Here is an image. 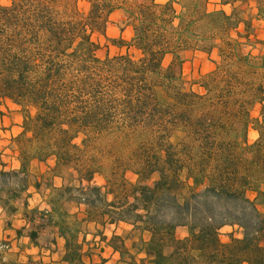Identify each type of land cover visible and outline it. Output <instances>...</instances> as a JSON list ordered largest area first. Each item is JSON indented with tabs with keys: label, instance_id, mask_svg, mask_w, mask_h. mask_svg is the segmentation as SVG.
Instances as JSON below:
<instances>
[{
	"label": "trees",
	"instance_id": "1",
	"mask_svg": "<svg viewBox=\"0 0 264 264\" xmlns=\"http://www.w3.org/2000/svg\"><path fill=\"white\" fill-rule=\"evenodd\" d=\"M84 1L86 13L78 0L0 4V97L22 113L20 167H0V205L13 212L30 162L54 158L52 175L64 182L53 188L51 210H33L29 219L38 215L36 227H56L67 263L107 264L83 250L80 225L87 221L125 222L140 233L131 254L120 236L107 240L128 255L127 264H264V66L259 80L255 56L239 40L247 35L236 31L250 22L229 0L220 2L229 13L210 9L209 0ZM252 1L264 17V0ZM115 10L132 28L129 40L106 34ZM97 37L127 51L101 58ZM197 48L218 55L202 79L203 94L181 86L180 52ZM250 127L258 132L252 143ZM175 132L181 137L173 142ZM105 136L136 144L131 158L115 165L133 171L134 183L122 172L93 183L102 173L98 142ZM64 168L75 174L64 176ZM67 201L83 206V218L63 208ZM223 226L239 236L223 242ZM178 228L184 236H176ZM28 236L36 241L37 229Z\"/></svg>",
	"mask_w": 264,
	"mask_h": 264
},
{
	"label": "rangeland",
	"instance_id": "2",
	"mask_svg": "<svg viewBox=\"0 0 264 264\" xmlns=\"http://www.w3.org/2000/svg\"><path fill=\"white\" fill-rule=\"evenodd\" d=\"M158 2H164L162 0H156ZM231 4L235 6L237 9L238 15L250 22V26L247 28V31L244 29L243 24H239L236 28V31L242 32L247 35V38H240V42L243 43L242 51L249 52L253 56H255L254 61L257 62V71L259 72V80H260V66H264V17H259L256 15V3L252 0H229ZM221 0H209V8H223L227 13L231 11V6L229 4L225 6H221ZM0 4L7 5L9 4V0H0ZM78 8L81 12L86 13L88 10V4L84 0H78L77 2ZM178 7V5H175ZM235 31H233V36ZM106 34L110 38H118L129 40L132 36V28L128 24L126 16L122 10L113 11L109 17L108 22L106 24ZM245 35V36H246ZM100 43V49L97 51V55L99 57H104L105 55H115L118 53H125L127 50L125 47H121L118 44L114 45L106 41L103 37H97ZM132 54L136 55V53L131 50ZM180 56L183 60L182 62V84L181 86L184 89H192L193 91L203 94L205 90L201 86L202 79L204 75L209 73L215 68V64L218 61L217 49H213L210 53H206L205 51L198 49H186L180 52ZM171 59L170 55L165 56L164 65H167ZM158 95L161 99L164 98V94L161 90H158ZM16 105L12 103L9 99L0 97V118L3 116L7 117L11 122L10 125H2L0 123V154L3 153V160L5 162H0L3 168L6 170L10 169L12 165L17 161V158L20 159L19 151H18V142L16 136H18L21 132L18 133L19 125L22 127V113L18 109H15ZM251 114L253 117L258 115V106H254L251 110ZM18 115L21 116V121L17 123ZM12 130V131H11ZM181 137L180 132H175L171 141L176 142ZM258 137V132L251 127L247 132V141L252 143ZM135 143L131 141H127L121 138H115L113 136H105L102 137L98 142V148L100 150L99 162L102 164V173L95 176L93 183L103 185L106 184V180L112 179L115 175L119 176V173L122 171L119 167H115V165L120 164V162H127L134 154ZM6 164V165H5ZM50 163H45L44 165H29L30 176L27 181L29 185H33V182L36 180V177L40 174L39 171L42 168L50 167ZM4 165V166H3ZM113 168H116L117 171H114ZM44 179H41V188L39 194L47 199L53 196V187L48 189V185L53 184L52 178L50 179L51 173L49 170H45ZM62 174L67 176L68 174H75L74 171L68 168L62 169ZM50 173V174H49ZM126 181L129 184H132L136 180V175L131 170H126L122 172ZM49 174V175H48ZM115 176V177H117ZM156 175H152L150 180L155 179ZM52 177V176H51ZM41 196H37L31 198L30 201H26L30 206H41V202L39 201ZM27 196H20L17 199L16 206L17 208H21L23 206V199H26ZM110 198V197H109ZM63 208L66 209L69 213H76L78 218H81L82 210H78L75 205L67 202H63ZM83 208V207H82ZM18 212V211H17ZM35 218L39 217L35 215ZM12 218V222L15 223ZM31 227V224L28 228ZM81 234L80 237L86 236V241H84V248H88L90 252V256H92L93 260L98 261L100 258L106 260L107 264H127L128 255L126 253L120 255L119 252L114 251L108 245V239L112 235L120 236L125 244L126 248L129 252L135 253V248L139 247V238L140 233L132 228V226L125 222H115V223H105V225H92L87 223H81L80 225ZM184 228H178L176 230V236L182 237L185 235ZM233 234L234 236H239V230L236 227L232 226H223L220 229V239L225 242L229 239V235ZM102 235L106 237L105 240L102 239ZM49 228H46L44 233L40 234L39 243H43L50 239ZM9 244L11 243L10 241ZM118 244V243H117ZM10 244V248H11ZM9 248V249H10ZM86 250V249H85ZM2 252H0L1 254ZM141 253L136 254L137 258H140Z\"/></svg>",
	"mask_w": 264,
	"mask_h": 264
},
{
	"label": "crops",
	"instance_id": "3",
	"mask_svg": "<svg viewBox=\"0 0 264 264\" xmlns=\"http://www.w3.org/2000/svg\"><path fill=\"white\" fill-rule=\"evenodd\" d=\"M166 1V0H162ZM15 105V104H14ZM15 109H18L17 106L14 107ZM17 123L19 124L21 121V116L18 115L17 117ZM0 123L2 125H10L11 122L8 120L7 117L3 116L0 118ZM12 131V130H11ZM22 132V127L19 125L18 133ZM5 162L6 160H3V153L0 154V162ZM50 163V167L41 168L39 171V175L36 177V180L33 182V185H29L27 183V188L22 191L21 195L27 196L26 199H23V206L19 209L16 206L17 199L14 201L15 210L13 212L7 211V209L0 205V240H6L10 241L11 248L2 252L0 254V264H69L66 261H64L63 256L65 253V247H64V238L60 236L57 232L56 227L52 225H41L40 227H36L38 224V218L34 217V220L30 221L29 217L31 215V211L36 210L37 212H44L47 214L51 208L48 204V199L46 197H43L39 194L40 192V184L41 179H44L45 170H49L51 175L50 179L52 178L53 184H50L52 187H60L63 184V180L60 176H54L52 175L51 169L54 165V158H48L46 161H38L33 159L30 162V167L32 165H44L45 163ZM1 164V163H0ZM6 165V164H5ZM2 165H0L1 167ZM4 166V165H3ZM20 167V160L17 158V161L12 165L10 169L12 170H19ZM22 175V173H20ZM30 176V171L28 167V172L25 175L26 181H28ZM52 176V177H51ZM36 184H39V187H36ZM48 185V189L51 188V186ZM41 196L40 202L41 206L36 207L30 206L26 201H30L31 198ZM26 202V203H25ZM68 203L75 205L73 202L68 201ZM76 206V205H75ZM83 206H79L76 208L78 210H82ZM18 211V212H17ZM83 218V214L81 213ZM12 218L15 221V223L12 222ZM78 218V219H81ZM83 223L97 225L98 224L94 222H87L82 221ZM31 224V227L28 228V226ZM37 229V238L36 241H33L29 238L28 232L32 229ZM46 228H49L50 233V239L48 241H45L43 243H39V237L40 234L44 233ZM88 236V235H86ZM86 236H84V241H86ZM83 237V236H82ZM81 238V237H80ZM87 248H84V242H83V250ZM91 261L98 262L101 260V258L96 261L92 259ZM83 260L85 263H88L89 258L87 256L83 257ZM107 263V262H106Z\"/></svg>",
	"mask_w": 264,
	"mask_h": 264
},
{
	"label": "built area",
	"instance_id": "4",
	"mask_svg": "<svg viewBox=\"0 0 264 264\" xmlns=\"http://www.w3.org/2000/svg\"><path fill=\"white\" fill-rule=\"evenodd\" d=\"M10 248L9 242L6 240H0V252H4Z\"/></svg>",
	"mask_w": 264,
	"mask_h": 264
}]
</instances>
